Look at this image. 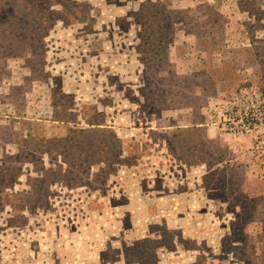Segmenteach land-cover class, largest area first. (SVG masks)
<instances>
[{
    "label": "rangeland",
    "instance_id": "374dc122",
    "mask_svg": "<svg viewBox=\"0 0 264 264\" xmlns=\"http://www.w3.org/2000/svg\"><path fill=\"white\" fill-rule=\"evenodd\" d=\"M28 1L50 21L0 39V264H264V0Z\"/></svg>",
    "mask_w": 264,
    "mask_h": 264
},
{
    "label": "trees",
    "instance_id": "16d2710c",
    "mask_svg": "<svg viewBox=\"0 0 264 264\" xmlns=\"http://www.w3.org/2000/svg\"><path fill=\"white\" fill-rule=\"evenodd\" d=\"M12 1L13 0H0V39L2 40V38L7 37V32L10 29H12V33H14L16 31V27L14 24H16L17 26L19 25L20 29H18L23 31L24 35H30V33H32V37H40L38 41L42 42L40 30L43 28V25H46V23L50 21L49 18H47V16L45 19L43 17L40 18L37 12V7L34 6L33 2H30L28 0H16L18 1V3H14V1ZM42 4H44L42 8L48 11L51 9L52 5L47 4L45 2ZM162 4L155 6L151 3L145 2L142 6L141 20L143 23V28L141 30L140 37L142 41L141 45H143L145 51L147 48V52H145V54L148 58H158L161 55L163 48L160 45H162L166 41L164 38H159L161 37L162 32L160 24L163 22H168L169 31L172 29V23L169 17L166 15L167 12H164L161 8L163 7ZM22 7L25 8L23 9ZM55 14V10H50V17H53ZM10 21L14 22V24L10 25L9 27ZM165 27L166 25L163 24L162 28L164 29ZM15 38H17V36ZM170 39H172L171 36ZM24 43L30 44L29 41ZM166 43L167 45L169 44V38ZM166 49L167 46L165 50Z\"/></svg>",
    "mask_w": 264,
    "mask_h": 264
}]
</instances>
